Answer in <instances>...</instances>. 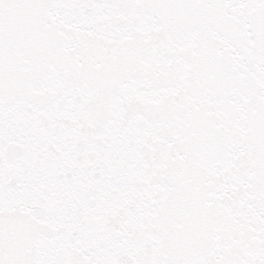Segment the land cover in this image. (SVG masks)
Instances as JSON below:
<instances>
[{"label": "snow or ice", "instance_id": "obj_1", "mask_svg": "<svg viewBox=\"0 0 264 264\" xmlns=\"http://www.w3.org/2000/svg\"><path fill=\"white\" fill-rule=\"evenodd\" d=\"M0 264H264V0H0Z\"/></svg>", "mask_w": 264, "mask_h": 264}]
</instances>
